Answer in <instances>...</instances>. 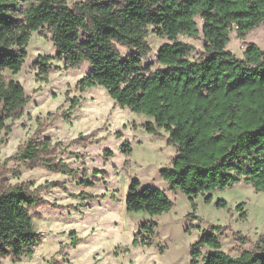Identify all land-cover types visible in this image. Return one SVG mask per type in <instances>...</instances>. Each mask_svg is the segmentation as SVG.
<instances>
[{"label": "trees", "instance_id": "1", "mask_svg": "<svg viewBox=\"0 0 264 264\" xmlns=\"http://www.w3.org/2000/svg\"><path fill=\"white\" fill-rule=\"evenodd\" d=\"M197 17L203 20L207 43L205 55L192 60L195 46L178 35L199 34ZM263 22L264 0H82L72 6L66 0H0V130H9L7 121L18 118L30 100L24 85L5 71L21 70L32 32L47 28L56 56L67 68L90 62L91 70L77 82L80 91L103 85L122 107L153 118L145 124L149 132L158 133L160 127L169 132L168 139L178 151L160 174L171 189L190 199L207 193L208 202L214 190L242 180L264 191V48L248 42L244 58L227 50L232 29L245 37ZM149 25L170 40L160 46L161 66L155 69L153 63L143 64L150 51ZM119 45L133 51L123 56ZM51 58L41 55L36 60L39 79H47ZM78 103L74 97L71 108ZM75 140L84 142L85 135ZM128 146V142L122 145L124 152ZM111 154L112 150L106 151ZM14 157L30 169L44 166L77 176L76 169L58 159L57 148L48 139L30 138ZM0 166L4 168L0 170V261L6 256H32L43 234L34 226L31 209L48 203L42 192L56 183L12 184L3 177L7 168ZM126 204L128 210L152 215L173 207L165 190L151 184L142 187L137 178L130 183ZM217 205L225 206L226 201L220 199ZM155 224L146 222L141 228L151 232ZM224 227L202 230L191 248L192 264H264V234L254 248L233 255L223 249ZM244 238L242 234L239 239ZM140 242L152 243L143 238ZM203 246L210 247L206 254Z\"/></svg>", "mask_w": 264, "mask_h": 264}, {"label": "rangeland", "instance_id": "2", "mask_svg": "<svg viewBox=\"0 0 264 264\" xmlns=\"http://www.w3.org/2000/svg\"><path fill=\"white\" fill-rule=\"evenodd\" d=\"M66 1L72 6L82 0ZM196 19L199 34L178 35L180 40L195 46L190 53L192 60L205 55L203 20ZM41 30L32 32L21 70L5 71L7 77L24 85L30 100L18 118L7 121L10 129L0 130V165L7 168L3 177L12 184H56L42 192L48 203L31 209L34 226L43 234L33 255L19 259L6 256L0 264H192L193 243L203 229L213 225L225 226L220 239L227 252L238 255L243 249L254 248L258 237L264 234V191H257L253 184L242 180L214 190L212 201L208 202L207 193L190 199L179 189H171L169 181L160 174L178 151L168 139L169 132L163 127L158 128V133L149 132L145 124L153 118L122 107L103 85L80 91L77 82L91 70L90 62L67 68L64 60L56 56L51 32L47 28ZM230 37L227 50L244 58L246 43L254 42L264 48V22L245 37H240L234 28ZM147 41L150 51L143 64L153 63L155 69L161 66L157 59L160 46L170 40L159 36L155 25H149ZM119 49L123 56L133 51L122 45ZM41 55L52 57L45 80L39 79L35 65ZM74 97L79 103L71 108ZM81 135H85V141H76ZM30 138L50 140L57 148L58 159L76 169L77 176L44 166L30 169L18 158H12ZM125 142L129 143L128 152L122 149ZM107 150H112V154L106 155ZM14 170H19V174ZM135 178L142 187L151 184L165 190L173 207L153 215L144 210H128L127 195ZM220 199L226 201L225 206L217 205ZM239 205H243L241 210ZM146 222L156 223L151 232L141 228ZM138 232L139 243L134 244ZM240 232L244 239H239ZM141 238L152 243L145 245ZM73 239H77L76 244ZM209 250L208 246L202 248L203 254Z\"/></svg>", "mask_w": 264, "mask_h": 264}, {"label": "water", "instance_id": "3", "mask_svg": "<svg viewBox=\"0 0 264 264\" xmlns=\"http://www.w3.org/2000/svg\"><path fill=\"white\" fill-rule=\"evenodd\" d=\"M204 43H205V44L207 43V40H206V39H204Z\"/></svg>", "mask_w": 264, "mask_h": 264}]
</instances>
